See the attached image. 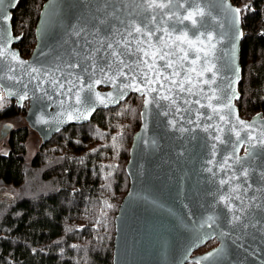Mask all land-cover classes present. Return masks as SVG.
I'll return each mask as SVG.
<instances>
[{
    "label": "water",
    "instance_id": "obj_1",
    "mask_svg": "<svg viewBox=\"0 0 264 264\" xmlns=\"http://www.w3.org/2000/svg\"><path fill=\"white\" fill-rule=\"evenodd\" d=\"M18 2L19 0H12L15 6L7 0L5 2L3 11L10 15V20H0V44L9 53L16 52L21 60L29 63L21 66L10 56L0 58V87L5 97L15 100L18 106L21 107L28 101L25 119L39 133L42 143L65 126L87 122L98 109L115 106L132 93L143 97L141 122L133 135L126 163L130 184L115 216L113 264H196L199 258L215 249L221 251L211 261L201 260L200 264H264V227L256 225L245 229L240 224H230V214L220 200L221 196L227 197L237 184H241L243 188L250 183L251 188L247 192L241 189L233 192L232 196H240L246 205L252 196L258 197L259 202H264V181L260 176L264 172V148L257 146L253 155L247 157L245 148L248 145L238 144L235 133L230 131L233 127L237 130L243 128L237 121L238 117L251 125L241 131L243 140L246 141L249 134L253 137V144L264 139V112L244 117L237 104L241 96V43L245 31L241 11L234 14L227 6L239 8L238 4L233 0H196L201 7L211 12V17L202 21L204 26L199 31H211L215 34L214 55L205 63L203 52L196 51L201 45H195L191 49L184 46L188 59L183 60V67L178 61L183 53L178 49L168 57L176 70L190 77L193 93H198L200 87L208 92V86L202 81L211 79L212 73L204 69L215 65L213 71L216 76L212 88L219 99L212 101V108H201L194 101L200 99L201 104L207 105V99L201 95L181 92L178 87H172L170 81L163 79L173 71L163 68L167 61L157 59L153 70L149 71L142 63L146 58L142 53H137L136 56L125 57V61L132 66L129 77L134 76L135 80L122 78L121 82L133 83L141 91L128 89L118 103H97L95 111L87 119L69 120L66 113L77 106L70 99L76 89L73 88L69 93L68 88L72 84L68 81L76 83L75 77L80 72L68 65L77 62L78 52L80 57L84 55L73 35L74 27L81 24L89 27L97 25L101 27L102 35L112 36L110 29L121 28V25L111 17L106 18L103 0H45L35 26V45L25 57L16 46L21 39H14L22 37V34H15L12 23L13 10ZM100 20H106V23L99 25ZM176 27L179 30L184 25L178 24ZM189 35H192L191 31ZM119 38L115 36V39ZM138 38L126 37L133 40ZM165 41L171 42L167 37ZM151 43L159 45L155 38ZM131 47L135 49V43ZM147 50L151 53L156 48ZM198 55L200 60L192 64ZM30 66L47 69L50 75L41 74L33 79L35 74L29 75ZM156 66L161 69L160 82L156 80ZM192 68L196 72L188 71ZM200 72L203 75L198 76L197 73ZM98 78L100 77L94 79ZM173 78L183 79V75ZM53 80L63 83L64 88L52 83ZM148 80L152 83H147ZM160 83L164 84L163 88ZM185 86H188L187 83ZM152 88L158 90L151 91ZM94 92L102 95L111 92L115 96L116 89L111 83H100L94 85ZM25 93L27 98L21 100L20 97ZM163 96H169L170 99H163ZM145 100L150 103L146 105ZM172 100H175L174 104ZM229 102L231 108L225 107ZM213 108L217 111L213 112ZM209 116L212 119L209 120ZM220 116L225 119L221 120ZM41 117L47 123L40 122ZM171 121L176 122L175 127L170 124ZM208 125L211 127L205 132L204 128ZM181 128L188 131L181 132ZM12 129L11 122L4 123L0 130L1 137L8 136ZM216 136H220L225 143L215 140ZM237 158L240 162H237ZM208 168L212 172H208ZM241 168L249 169L247 182L243 177L234 179L240 175ZM220 180H228L229 183L221 185ZM256 189L261 191H255ZM10 196L8 192H0V197ZM233 203L240 205V201L235 199ZM210 215L217 217L216 225L212 229L207 226L200 228V224ZM257 219L264 221V211H253L246 217V221L251 224H255ZM213 239L218 241L215 246L197 252Z\"/></svg>",
    "mask_w": 264,
    "mask_h": 264
},
{
    "label": "trees",
    "instance_id": "obj_2",
    "mask_svg": "<svg viewBox=\"0 0 264 264\" xmlns=\"http://www.w3.org/2000/svg\"><path fill=\"white\" fill-rule=\"evenodd\" d=\"M45 0H19L13 29L27 57L36 42L35 26ZM242 13L240 113L264 112V34L258 32L264 0H233ZM245 5L248 7L245 8ZM7 100L0 123L13 124L8 152L0 153V264H113L115 216L130 179V147L141 119L143 97L132 93L91 119L52 135L28 163L30 127L23 122L28 101ZM115 137V140L113 139ZM208 241L199 251L213 247ZM187 264H195L188 262Z\"/></svg>",
    "mask_w": 264,
    "mask_h": 264
},
{
    "label": "snow or ice",
    "instance_id": "obj_3",
    "mask_svg": "<svg viewBox=\"0 0 264 264\" xmlns=\"http://www.w3.org/2000/svg\"><path fill=\"white\" fill-rule=\"evenodd\" d=\"M6 0H0V20L8 21L10 20V15L3 11ZM9 4H12V0H7ZM12 6H15L12 4ZM228 10L234 14H239L240 8H233L228 5ZM248 6L245 5V8ZM103 8L106 13V18L111 17L119 22L121 28H113L110 31L113 32L112 36L102 35L101 27L97 25H92L89 27L87 24H81L79 27H74L73 35L77 38L76 43L83 52L84 55L80 57L79 52L76 54L78 59L77 62L69 64L68 67L72 69H78L80 74L75 77L76 83L73 81H68L72 84V87L68 88V92L71 93L73 88L76 89L74 96L70 99L74 100L77 107H74L71 112L66 113L69 120H81L87 119L93 111H95V105L97 103L106 105L107 103H118L120 99L126 95L128 89H133L136 91H141L140 88L135 87L133 83H123L122 78L135 80V77H129V72L132 70V66L125 61V57L136 56L137 53H142L146 58L142 61L149 71L153 70L155 61L159 59L160 61H167L163 68L172 69V74L166 76L163 79L170 81L172 87H178L181 92H188L189 94L201 95L203 98L208 100V104L204 105L200 103V99L194 101V103L199 104L201 108L209 107L212 108V101L218 100L219 97L216 96L215 89L212 85L215 83L216 73L213 71L215 65L204 69L206 72H211V79H205L202 81L204 85L208 86V92H205L203 87L199 88L198 93H193L192 91V81L190 77L182 72L176 70L172 60L168 57L175 54V49H178L183 56L178 58V61L183 67V60L188 59V52L185 51L184 46L191 49L195 45H201L196 51L203 52L204 62L207 63L209 58L214 55V50L216 44L213 41L216 39L215 34L211 31L201 32L199 29L203 27L202 21L206 17H211V12L207 11L204 7H201L196 0H103ZM111 9V11H108ZM122 17V18H121ZM214 19V18H213ZM185 22H188L187 24ZM106 23V20H100L99 25ZM184 25L183 28L177 29L176 25ZM192 35H189V32ZM159 34V35H158ZM115 36H119V39H115ZM174 36V39H173ZM126 37H139L138 39H126ZM147 37V39H143ZM165 37L168 38L170 43L165 41ZM155 38L159 45H152L151 41ZM2 39V36H0ZM14 39H21L17 36ZM82 41V43H81ZM218 42V41H217ZM135 43L136 47L133 49L131 46ZM155 47L156 51L149 52L147 49ZM207 49V50H205ZM10 56L12 60H15L21 66L27 65L29 62L21 60L19 54L16 52L9 53L7 48L0 44V58L5 56ZM139 60V56H137ZM149 60L152 62L149 63ZM200 60V56H197L196 60L192 61V64H196ZM29 75L35 74L33 79H36L41 74L44 76H49L50 72L47 69L31 67ZM125 69L129 71L126 72ZM156 80L160 82V66H156ZM188 71L196 72L195 68L189 69ZM147 77V72L144 73ZM183 79H174L173 77H181ZM197 75H203L202 72L197 73ZM99 76L100 78L94 79ZM9 79H15V77H9ZM52 83L59 84L60 88H64V84L57 80H53ZM100 83H111L114 89H116L115 96L113 93L101 94L99 92H94V85ZM147 83H152L148 80ZM187 83V87L185 86ZM160 87L163 88L164 84L160 83ZM158 89L152 88L151 91H157ZM171 91V88L169 89ZM11 95V93H8ZM27 98V93L20 97L21 100ZM163 99H170L169 96H163ZM4 97L0 96V109L3 107ZM173 104L175 100L171 101ZM188 101H186L187 103ZM150 101L145 100L147 105ZM225 107L231 108V103L225 105ZM179 111V110H178ZM217 109L213 108V112ZM75 113V114H73ZM167 115V113H165ZM199 118V117H198ZM208 119H212L211 116ZM221 120H224V116H220ZM237 121L243 126L241 130H237L233 127L230 131L235 133L236 140L238 144H247L245 148V155L251 157L253 155V150L259 146L264 148V139L257 140L255 144L252 143L253 137L251 134L248 135L247 140L241 138V131L248 129L251 125L247 124L245 121ZM40 122L47 123L46 120L41 117ZM192 123V121H189ZM170 124L175 127L176 122L171 121ZM199 127V125H197ZM208 125L204 128L207 132ZM181 132L188 131V129L181 128ZM221 131H223L221 129ZM115 140V137L113 138ZM215 140L225 143L220 136L214 137ZM215 148V145H213ZM237 162L240 159L237 158ZM212 163V161H209ZM226 163V161H225ZM208 172H212L211 168L207 169ZM249 169L241 168L240 175L234 177V179L239 180L241 177L244 178L245 182L249 177ZM215 175V173H213ZM262 181H264V172L260 173ZM221 185L228 184V180H220ZM251 188V184L248 183L246 186L237 184L234 189L229 192L227 197L221 196L220 200L224 202L226 211L230 214L231 219L230 224H240L243 228L247 229L249 227H256V225H261L264 227V221L259 219L256 220L255 224H251L246 221V217L250 215L253 211H264V202H259V198L252 196L249 199V203L244 204L243 199L240 196H232L233 192L238 190H247ZM255 191H261V189H256ZM233 199L240 201V205L237 206L233 203ZM217 217L214 215L208 216L201 224L200 228L212 229L216 225ZM221 250L215 249L212 252L206 253L203 257L196 261V264H200V261H211Z\"/></svg>",
    "mask_w": 264,
    "mask_h": 264
},
{
    "label": "rangeland",
    "instance_id": "obj_4",
    "mask_svg": "<svg viewBox=\"0 0 264 264\" xmlns=\"http://www.w3.org/2000/svg\"><path fill=\"white\" fill-rule=\"evenodd\" d=\"M7 100H4V104H7ZM8 122L7 120H3L0 123V130H1V126ZM23 122H26V124L28 125V122L26 121V119L24 118L23 121L20 122H13L15 123L14 125H21L23 124ZM29 126V125H28ZM30 127V126H29ZM31 129V133L28 137V141H27V154H26V161L29 163L31 161V159L33 158V156L35 155V153L37 152V150L39 149V145L41 143V136L39 135V133L32 129ZM8 137H1L0 135V153H6L8 152ZM2 192V191H0Z\"/></svg>",
    "mask_w": 264,
    "mask_h": 264
},
{
    "label": "built area",
    "instance_id": "obj_5",
    "mask_svg": "<svg viewBox=\"0 0 264 264\" xmlns=\"http://www.w3.org/2000/svg\"><path fill=\"white\" fill-rule=\"evenodd\" d=\"M262 18L259 21L258 32L264 34V2L262 3Z\"/></svg>",
    "mask_w": 264,
    "mask_h": 264
},
{
    "label": "flooded vegetation",
    "instance_id": "obj_6",
    "mask_svg": "<svg viewBox=\"0 0 264 264\" xmlns=\"http://www.w3.org/2000/svg\"><path fill=\"white\" fill-rule=\"evenodd\" d=\"M216 244H217V243H216ZM216 244H215V245H216ZM215 245H214V246H215ZM197 252H202V251L197 250Z\"/></svg>",
    "mask_w": 264,
    "mask_h": 264
}]
</instances>
